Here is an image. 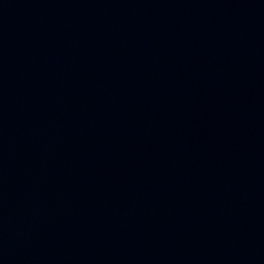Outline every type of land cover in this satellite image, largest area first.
I'll return each instance as SVG.
<instances>
[{
  "label": "water",
  "instance_id": "obj_1",
  "mask_svg": "<svg viewBox=\"0 0 264 264\" xmlns=\"http://www.w3.org/2000/svg\"><path fill=\"white\" fill-rule=\"evenodd\" d=\"M0 264H264V0H0Z\"/></svg>",
  "mask_w": 264,
  "mask_h": 264
}]
</instances>
